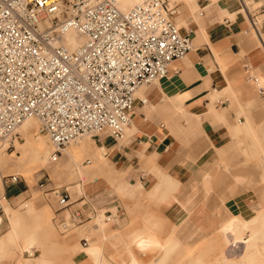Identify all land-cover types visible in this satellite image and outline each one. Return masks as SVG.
I'll return each mask as SVG.
<instances>
[{
	"label": "crops",
	"instance_id": "obj_1",
	"mask_svg": "<svg viewBox=\"0 0 264 264\" xmlns=\"http://www.w3.org/2000/svg\"><path fill=\"white\" fill-rule=\"evenodd\" d=\"M242 1L264 17V0L169 1L174 21H182L180 30L193 46L169 63L165 77L147 86L139 97L144 103L136 99L121 142L101 134L115 168L110 176L117 175L124 197L95 172L89 192L75 198L68 193L66 207L59 208L55 196L54 220L67 219L69 230L94 220L83 206L86 199L111 215L92 235L78 238L81 249L70 264H94V257L101 261L96 264L141 263L157 259V251L171 256V249L161 247H190L226 221L254 222L264 214V99L245 79L246 65L264 73V47L246 32L247 12L236 10ZM1 180L0 197L23 192L18 182ZM152 238L160 245H147Z\"/></svg>",
	"mask_w": 264,
	"mask_h": 264
},
{
	"label": "built area",
	"instance_id": "obj_2",
	"mask_svg": "<svg viewBox=\"0 0 264 264\" xmlns=\"http://www.w3.org/2000/svg\"><path fill=\"white\" fill-rule=\"evenodd\" d=\"M247 12L246 32L264 46V17ZM168 0H134L122 10L118 0H0V144L10 145L17 127L34 116L40 131L60 148L82 135L100 140L106 132L122 138L131 123L130 112L139 87L165 77L169 63L193 46L172 15ZM84 36L73 48L64 34ZM245 79L264 99V81L249 66ZM89 162V160H86ZM10 183L18 174L3 175ZM59 208L69 201L67 191L53 190ZM0 197V225L4 208ZM88 218L111 219L110 213L86 199ZM62 232L71 222L60 216ZM83 244L87 237H83Z\"/></svg>",
	"mask_w": 264,
	"mask_h": 264
},
{
	"label": "rangeland",
	"instance_id": "obj_3",
	"mask_svg": "<svg viewBox=\"0 0 264 264\" xmlns=\"http://www.w3.org/2000/svg\"><path fill=\"white\" fill-rule=\"evenodd\" d=\"M259 3V1L253 2L251 6L253 7ZM252 36L256 45L261 47L257 37L254 34H252ZM255 73L264 81V73ZM160 79L161 78L156 79L151 84H154ZM147 88V86L139 87L135 95L137 97H145L143 92ZM252 89L257 95L254 86H252ZM20 127H18L16 135L13 137L9 146H7V143L0 144V159H2V161L0 160V194L2 193L1 177L13 173L19 175L20 181L18 184L23 190L22 193H16L10 198L2 199L4 215L0 225V264H31L34 261V256L41 254L43 257L42 259L46 260L47 263L70 264L71 255L75 253L76 248L78 247L81 249L78 238L88 233L89 236L92 235L93 227L97 225V227L101 228L103 220L94 219L90 222L78 225L67 232H62L61 226L54 220L57 204L53 190L67 191L71 195V198H75L81 193H88L89 191L87 189L91 185V179L98 177L99 179L108 181V184L113 186L116 195L124 197L125 191L119 189L121 184L119 183L117 175L111 174L112 176H110V173L115 169L113 167V162L106 155L101 146L108 138L101 140V134L100 140L93 136L82 135L78 137L76 141L73 140L63 145L55 160L48 158L45 163H40L30 158L25 163L24 160L26 155L24 154V150L27 149L26 146L28 142H32L36 135L41 136L46 141V146L50 152L53 151L55 146L49 141L46 136L47 134L40 131L38 120L29 119L23 124L22 128L28 137V142L24 141L25 137L20 135ZM126 134L127 128L124 136H126ZM107 135L110 140L120 142L124 138L115 139L108 133ZM70 152L72 153V157L67 156ZM103 159L107 160L103 161ZM86 160H89L90 163H86ZM1 162L5 164L3 165ZM23 167L24 171H22ZM104 170L107 171L104 172ZM93 172H95V176ZM15 187L17 188V185ZM23 203H26L28 206L30 204L33 205L35 209L30 212H24L22 208L25 207H21ZM66 215L67 212H65L64 216ZM263 216L264 214L256 215L254 222L251 223V229L258 235L264 231ZM11 217L17 218L15 223L19 230L28 233L35 232V241L37 243L32 246V254H29L27 250L20 252L19 240L9 236L7 230ZM95 222L97 224L94 225L93 223ZM248 233L249 232L245 231L242 236ZM72 236L73 239L71 238ZM74 239L77 241V246L76 244L72 245ZM257 240L261 241L259 247H263L264 239L261 240V238L258 237ZM150 241L152 244L148 241L147 245L156 247L160 245L154 238L150 239ZM226 242L228 243L222 231L218 230L214 234L208 236L207 240L197 241L190 247L178 245L169 248L161 247L165 252L171 249V256L169 253L157 251V259H151L149 261L139 260V262L143 264H242V262L238 260V255H241L244 251L245 245L243 244L245 243H237L236 247L233 248V253L231 255L227 253L229 256L226 255L225 257L224 255L228 247ZM237 247L241 248V250ZM231 256L232 258H230ZM147 257L150 258L148 255ZM253 263L264 264V255H260Z\"/></svg>",
	"mask_w": 264,
	"mask_h": 264
},
{
	"label": "bare ground",
	"instance_id": "obj_4",
	"mask_svg": "<svg viewBox=\"0 0 264 264\" xmlns=\"http://www.w3.org/2000/svg\"><path fill=\"white\" fill-rule=\"evenodd\" d=\"M169 1L168 0V4H169ZM134 0H118V6L122 9V10H126L127 8H129L130 6H132ZM130 5V6H129ZM129 6V7H127ZM169 6H173L172 4H169ZM238 8H236V10H239V11H243V8L241 5H237ZM127 7V8H126ZM243 14V13H242ZM243 16V15H242ZM246 16V15H245ZM244 17V16H243ZM245 18V17H244ZM176 24L181 27L182 25V21L181 20H178L176 22ZM84 40V36L80 35L79 33H77L76 31L74 30H69L67 31L65 34H64V44L66 45V47L68 48H73L75 47L76 45L80 44L81 42H83ZM193 43V42H192ZM263 46V45H262ZM264 47V46H263ZM155 81V80H154ZM32 120V119H35L37 120L36 117L34 116H30V117H27L25 118L20 124L18 127H20L19 129V132L21 133L20 135L24 136L23 138L25 139L24 141H29L28 140V137L27 135L25 134L24 130H23V124L27 121V120ZM17 127V129H18ZM102 133H106V132H102ZM101 133V134H102ZM48 137V135H46ZM49 141L51 142L50 138L48 137ZM78 138H76L74 141H76ZM32 141V140H31ZM26 150H24V154L26 155L25 157V163L31 158V159H34L40 163H45V161L51 157V152L48 150L47 146H46V141L41 137V136H35V139L32 141V142H28V145L26 146ZM68 157H72V153H68L67 154ZM2 161V159H0ZM3 165L5 163L1 162ZM33 163V162H32ZM1 166V164H0ZM102 169V168H100ZM103 170V169H102ZM112 170V169H111ZM24 171V167H23V170ZM107 170H104V172H106ZM111 172V171H110ZM25 173V172H24ZM107 174V173H106ZM261 180H264V174L262 175L261 177ZM263 183V181L261 182ZM2 187V185H1ZM3 189V188H2ZM21 207H25V208H22V211L26 212V211H32L35 209V207L33 205H27L26 203H23V206ZM264 208V207H263ZM262 211V210H260ZM261 213V212H260ZM233 216V215H232ZM231 216V217H232ZM186 217V216H185ZM230 217V218H231ZM229 218V219H230ZM16 219L15 217H11L10 220H9V227H8V234L9 236L19 240L20 242V248H19V251L22 252L23 250H27L29 252V254H32L31 251H32V246L37 243L35 241V232H25V231H21L18 229V227L16 226ZM227 219V220H229ZM255 219V218H254ZM251 223L252 222H247L246 220H242V219H239L238 220H235L234 218L229 220L228 222L226 221L225 224L222 225V228L220 229L224 235V237L226 238V240L228 241V247H227V250H226V254L224 255L226 257L231 255L233 253V248L236 247V244L237 243H245L243 245L244 246V251L242 252L241 255H238V260L240 262H242V264H254L253 262L260 256V255H264V246L263 247H259V243L261 241H258L257 238L260 237L261 240L264 239V231L259 233V235L253 231L251 229ZM249 230L248 234L245 235V236H242L243 232ZM225 242V241H224ZM225 243V244H226ZM264 243V242H263ZM241 244V246H242ZM240 245V244H239ZM238 245V246H239ZM91 247V246H90ZM86 248H89V247H86ZM86 248L85 251H86ZM238 248V247H237ZM241 250V248H238ZM93 250L95 251V248L93 247L92 248V253H93ZM89 251V249L87 250ZM89 251V252H90ZM87 252V253H89ZM240 252V251H239ZM238 252V253H239ZM91 253V254H92ZM97 253V252H96ZM229 255H228V254ZM90 254V253H89ZM98 255V254H97ZM96 255V257H97ZM235 255V254H234ZM93 256H95L93 254ZM42 254L41 255H36L34 256V261L31 263V264H40L42 260ZM99 258V255L98 257ZM262 258V256H261ZM97 262L99 261V263H101V261L98 259L96 260ZM95 261V257H94V264H96L97 262ZM96 262V263H95ZM42 264V263H41ZM43 264H46L45 262H43ZM48 264V263H47Z\"/></svg>",
	"mask_w": 264,
	"mask_h": 264
}]
</instances>
